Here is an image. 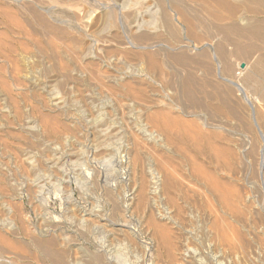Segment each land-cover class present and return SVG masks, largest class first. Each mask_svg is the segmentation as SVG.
I'll return each mask as SVG.
<instances>
[{
	"label": "rangeland",
	"instance_id": "374dc122",
	"mask_svg": "<svg viewBox=\"0 0 264 264\" xmlns=\"http://www.w3.org/2000/svg\"><path fill=\"white\" fill-rule=\"evenodd\" d=\"M52 1L0 0V264L5 262L14 264V258L17 256L22 257L25 264H49L36 262L33 257L39 253L35 252L33 243L52 237L57 240L53 249L55 248L54 250L60 255H64L65 260L77 259L78 264H96V258L99 256L98 249H102V247L105 250H101L105 256V258L102 257V260L104 259L103 262L107 260L109 264H264V254L262 253L264 252V197L255 162L243 159L237 170L238 184L250 187V189L247 188L249 203L244 208L240 207V210L243 211H240L242 212L240 215L230 214L226 209L225 211L221 210L223 208L209 198V201L203 199L205 195L201 194L199 187L192 186L185 177L181 180L180 175V184L184 193H181L177 198V204L180 207L179 217L174 216L176 208L174 209L173 205L168 203V197L165 199L162 196L163 198L154 200L149 197L146 206L140 204L137 196V191L142 184L140 182L145 181L151 171H156L159 160L160 165L162 164L164 168L167 166L165 165L167 162L166 164L169 166L165 169L169 173L177 170L182 175L187 174L186 170L191 163L190 159L195 160V155H192L193 152L190 153L188 149L183 152V155L182 152L176 154L175 149L165 141L157 143L151 140V142L138 132L143 124V120L139 116L142 104L155 103V107L158 108L161 104L170 103L171 100L174 102L171 91L163 89V85L161 87L162 81L160 83V81H152L153 79L150 80V78L146 79L147 76L143 73L142 78L141 74L137 78H133V74H131L132 80H135L134 82L142 88L141 91L139 87L135 89L140 93L143 91L142 98H140V93L135 90L134 96L136 99L138 96L140 101L136 102L140 104L138 106L132 107V99L129 97L127 98L129 100H125L116 96L123 92L122 85L124 83L122 84V80H119L120 73L127 68L137 70L136 65L139 66V63L131 56V52H143L136 47L146 43L147 47L149 45V47H153L149 49V52L158 50V48H160L158 51L163 49L161 53L178 52L164 49V46L159 45L170 44L166 33L162 32L160 7L157 6L159 4L155 0L154 2L153 0H133V2L126 0V4L129 6L127 8L131 10L133 8L132 11H137L140 15L137 24L139 23L141 27L145 25L143 27L145 29L139 27L146 31L141 33H147L146 35L150 36L153 42L155 39H161L160 42L155 41L153 45L151 40L143 44L134 41V37L138 35L137 32L133 33L135 29H132L130 33L127 32L130 34L129 36L126 34L127 38L119 34L118 38L110 39L116 31L114 25L116 22L112 23L114 16L112 19L105 14L106 11L100 9V0H64V3H57V0ZM189 1L184 0L183 4L182 1L180 6L184 8V5L187 4L185 6L189 7L185 8L189 12L187 14L197 16L193 17L194 20L192 16H189L193 20H190L191 25L195 23V20L197 21L193 24L194 26L192 25V28H195L193 29L194 33L205 36L214 33L213 36H210L212 38L215 36L213 42L221 43L222 39L225 40L222 45L225 44L224 47L228 49V53L229 50L232 51L231 43L237 42L239 36L237 43L240 46L246 47L250 44L253 46L255 42L254 46L258 48L252 52L253 54L256 52L254 55L251 53L249 57L243 59V56L238 58L231 54L228 60L234 66V70L240 73V76L243 73L236 64L246 63L249 60V69L253 70V74L249 78L244 77V84L248 90L257 93L263 101L262 107H259L258 110L263 116L261 117L264 118V44L251 38L247 40L246 37L239 34L228 35L226 40L224 35L216 32L217 24L220 26L226 22L223 26H227L232 21L225 16L223 17L226 19L222 17L225 21L209 17L205 5L204 8L199 1H197L198 3ZM230 1L236 7L239 6L240 13H245L247 10V7H244L245 10L243 6L240 7L241 0L240 2ZM263 1L259 2L258 6L262 9L260 8L258 13L250 14L247 11V15L243 13L244 16L246 15L245 18L247 16L250 18H246L248 19L247 23L253 19L264 22V13H261L264 12ZM197 4L201 5L202 10ZM80 6L82 11H79L81 10ZM138 6L140 11L139 9L135 10ZM211 8L209 7L210 10ZM147 12L151 14L152 20L151 18L149 20L151 16ZM75 14H78V17L81 15L78 18L79 21ZM243 14L241 17H244ZM104 16L105 20H103ZM109 18L110 20H107ZM206 20L207 24H205ZM214 20H219V23L223 24ZM246 22L244 23L247 24ZM235 23L240 28L245 25L238 19ZM198 24L204 25V29ZM206 25L207 28L209 26H212L213 29L216 27L215 31L213 30V32L210 28L208 30ZM184 28L185 26L178 25L177 40L180 39L178 41L184 44L189 43L190 48L185 49L186 54L189 53L188 55L191 57H197L195 55L199 52L193 49L195 39L194 37L187 38ZM149 32L154 35L151 36ZM155 34L162 38H156ZM232 36L233 38H231ZM208 39L210 40V38ZM128 40L131 42L133 40L134 48L127 44ZM80 41L81 44H79ZM250 41L252 42L250 43ZM213 42L209 41L211 47L215 45ZM173 44L175 48L178 45V43L170 45ZM174 46L172 47L174 48ZM208 50L211 52L210 49ZM257 50H260V55ZM122 51H129L130 57H127ZM110 53L112 56L115 55L112 57ZM257 55L261 57V60ZM108 58L110 59L108 60ZM111 59L121 64L112 65L110 68ZM128 60L131 63L134 60L135 63L131 64ZM210 65V68L213 69L212 63ZM234 70L233 74L236 73ZM163 72L164 75L167 74L168 78L173 73L182 78L185 69L177 65L170 66V69L166 66ZM211 72L210 78L211 80L214 78V81L209 80V74L203 78L201 72L196 73L197 78L195 77L196 83L201 82L202 79L206 80V84L208 83L206 86L209 87H206L204 91L205 96L202 95L205 97L202 107L207 110L189 109L185 112L186 115L179 113V116L183 117L184 121L187 120L186 122H190L192 119L191 122L195 125L198 123L197 126L200 125L199 127L204 131L208 130L204 125L214 126L217 128V130L214 129L215 132L222 133L226 138L228 137L227 139L231 138L232 142L240 146V150H243V147H247L250 135L244 131L242 125L236 126V121H242L241 119L245 121L248 118L246 103L237 96L232 86L227 84L223 86L224 84L215 79ZM114 74L120 77H115ZM113 76L115 79L119 78V82L117 81L116 84ZM243 76L240 78L242 79ZM112 79L115 80L114 83ZM118 83L121 84V86L119 84L120 87H118ZM218 85L222 86L220 87L222 91L226 89L224 91L229 93L228 96L232 93L229 96L230 100L226 96L227 104H231L230 106L235 108V112H233L235 116L232 118L237 120L228 119L225 114L217 116L206 108L207 101L216 103L220 100L221 96L218 95L217 90L221 91V89ZM217 87L218 89H216ZM210 91L214 93L210 94ZM145 94L147 95L145 96ZM221 94L224 95V93ZM231 98L235 100L234 103ZM174 104L178 105L177 102ZM239 106L244 112L239 109ZM179 111L175 110L174 112ZM105 130L107 134L99 136V133ZM153 130L158 131L157 129ZM135 132L137 133L134 135ZM136 142L138 143L136 144ZM133 145L137 146L141 163L134 164L130 160L131 154L128 153L132 150ZM163 155L166 162L162 160ZM170 155L172 156L170 157ZM250 168H252L251 171ZM189 185L192 189L188 188ZM196 197L199 199L197 200ZM192 199L197 201L196 205ZM198 201L202 202L201 206ZM165 212L169 213L168 216ZM165 216L170 220L164 219ZM149 220L156 222L153 225ZM213 221L216 223L215 226ZM155 224L162 227L167 226H164L163 229H168L166 232H169L170 234H168L173 237L172 245L175 246L173 248L178 249L181 254L179 259L175 261L170 259L166 255L165 248L157 245L152 234L153 227L156 228ZM218 224L221 228L218 227ZM151 225L153 226L151 227ZM213 226L217 228L214 229ZM54 229L58 236L53 232ZM236 235L238 239H242L243 243L247 242L245 247H239ZM158 250L159 252H157Z\"/></svg>",
	"mask_w": 264,
	"mask_h": 264
},
{
	"label": "bare ground",
	"instance_id": "6f19581e",
	"mask_svg": "<svg viewBox=\"0 0 264 264\" xmlns=\"http://www.w3.org/2000/svg\"><path fill=\"white\" fill-rule=\"evenodd\" d=\"M53 1H55V0H53ZM63 1L64 0H57L56 2L57 3H64L65 1L64 2ZM100 1H101V3H99L100 9L106 11L105 14L107 16H109V17H112V19H113V16H114V19L112 20L113 21L112 23H115L116 22L114 24L115 27H116L115 28L116 31H114V33L112 34V36H111L110 39L118 38L119 37V34H122L125 38H127V35L128 36L130 35L127 32L130 33L132 29H135V32H133V33H136L137 32L138 35L134 37V41H136L137 43H142V44L144 42H146V41H150V40L152 41V38L150 36L146 35L147 33L146 34L145 33H141V32H144L145 31V30H142V29H145V28H143L145 25L143 27H141V26H139V23L137 24V20H138V17L140 15H139V13L137 11H132L133 8H132V10L129 9V8H127L128 5L126 4V0H100ZM155 1L159 4L157 6L160 7V8L159 7L158 8L160 9V16H161V21L160 22H162V25L161 26L163 28L162 29V32L166 33V37L168 38V42H170V44L171 43H178V45L176 46V48H175L174 44L172 45V46H174V48L170 44H168V45H165V44L162 45L163 44L162 43V44H159V45L164 46V49L166 48L168 50H174V51L176 50V52L177 51L178 52L175 53L173 51L174 53H171L172 52L171 51L170 52L171 54L170 53H161V51L163 49L160 50V51H158L160 48H158V50L149 52V49H152L153 47H149L150 46L149 44H147V45H149L147 47L145 45L146 43L143 45L144 47L142 45H139L138 47H136V48H138V49H140V50L143 51V52H140V53L135 52V51H134V53L131 52L132 53L131 56H133L134 60H136L139 63V66L136 63L137 64L136 65L137 66V68H136L137 70H135L133 67H132L133 69L127 68L122 73H120L121 74V78L120 79L119 78L115 79V77H120L119 75L116 76L114 74L115 77L113 76V78L116 80L115 84L117 83L118 79L119 80H122V84L124 83V85H122L123 88L121 87L122 90H123V92H121L119 94L118 92H120V91H118V92L116 91L119 94V95L116 94V96H120V99L122 97L125 100L132 99L131 106L132 107L138 106L140 104L139 103H136V102H137V100H138L139 97L142 98L143 91L140 93V91H141L142 88H140L139 87L140 85L138 86V84L136 82H134L135 80L134 81L132 80L131 74H133V78L134 77L137 78L141 74V78H142V73H143L145 76H147L146 79L150 78V80L153 79L152 81H154V80L160 81V83L162 81L163 84L161 83V87L163 85V89H165L167 91H171L172 99L174 100V102H177L178 105H175L172 100L170 101V103L161 104L158 108L155 107V103H152V102H151L152 104L150 103L151 105H146V104L144 105V104H142L141 105L142 108H140V110L139 109L138 110L140 112V115L139 116L143 120V122H142L143 124L141 125L142 127L139 128L140 131L137 128L138 129V132H140L141 135L144 136L149 141L152 140L153 142H157V143L159 141H165L170 146H172L173 149H175L174 152H176V154L178 152L179 153L182 152L181 154L183 155V152H185L188 149V151L190 153L193 152L192 155H195V157L193 156L195 158V160L194 159L192 160V159L188 158V159L191 160V163L187 160L190 164L188 165V168L186 170L187 171V174L186 175H182V173L178 172L177 170L176 171L174 170L172 173H169L165 169L169 165L166 164L167 163L166 162L167 160H164L163 159V157H164V155H163L162 156V160H164V162H166L165 165H167V166L165 168L162 167V164L160 165V160H159V164H158L157 168L155 167L156 168V171L155 170L154 171H151L150 174H149V176L147 175V178L149 177L148 180H146L147 178H145V181L143 180V182H140L142 184L140 185V188L137 191L138 192V195L137 196L139 198L140 204L142 206H146L148 204V202H149V197H151L153 200L155 198L156 199H158L160 197L163 198L162 196H164L165 199H166V197H168V199H169V202L168 203H171L173 205L174 209L176 208V210L174 211V216H178L179 217V215H180V207L177 204L178 203L177 202V198L181 195V193H184L183 192V187L180 184L181 183L180 181L182 180V178L185 177V178H187V180L189 181V183L192 186H194V187L195 186H198L199 187L198 189H200L202 193L201 192H197V193H201L203 196L205 195V198H203V199L206 200V199L209 198L210 200H213L215 203L219 204L223 208L221 210H224L225 211V209H226V210H228V212L230 214H236V215L239 214L240 215L243 212L242 210H240V207H243L244 208L245 206H247L246 204L249 203V199H247V188L249 186L248 187H244L245 185L242 186V185L238 184V181H237V178H236V175L238 173L237 170L240 167V164H241V162H242L243 159L248 160L249 162H252V163L253 162L257 163V165H256L257 166V172H258V175H259L260 185H261V189H262V194H263V197H264V118H262L263 116L260 115L261 112H259V110H258L259 107H262L261 104L263 103V101L259 98V95H257V93L255 94L254 92H251L250 90H248L245 87L244 77L249 78L253 74V70H250L249 69V65H248L249 60L246 59L248 61L246 63H242V64H239L238 63V64H236L239 67V70L243 73L242 75H244L243 78L241 79L240 77L242 75L240 76V73H237L236 70H234V66L232 65V63L230 62V60H228V57H229V55L234 54L235 56H238V58H239V56L240 57L243 56L244 57L243 59H245L246 57H249L250 56V54L254 51L255 48H258V47H255L254 46L255 45V42L254 41H253L254 42L253 43L254 44L253 46L251 44L249 46H246V47H244V45L243 46H240V44L237 43L238 42V39L240 38V36H239V38L237 39V42L236 41H233V43H231L232 51L230 52V50H229V53H228V51H227L228 49H226L224 47L225 44L222 45V42H224L225 40L222 39V42L221 43H217V42L214 43L213 42L215 36H214V38H212L210 36L211 35L213 36L214 33L213 34L211 33L210 36L209 35H206L205 36L203 34L198 35L197 33H194L195 30L193 31V29H195V28L194 27L192 28V25L195 24L197 21L195 20V23L192 22L193 24L191 25V22H190L191 18H189L190 15L187 14L189 12L187 10H185V8H186L185 6L187 4L184 5V8H182V6H180L181 5L180 3L183 1L182 2V4H183L184 3V0H155ZM190 1L191 2L192 1H196V3H198L197 1H199V3L201 2L203 4V7L205 5V7L207 8L206 12H208V14L207 13L206 14L209 17L212 16L214 19L216 18V19H219V20H222L223 18L224 19L228 18L229 20L232 21L231 23L227 21V23H230V24H228L227 26H223L224 24H226V22L223 24L222 22L219 23V20L218 21L214 20L215 22H217L219 24H221V23L223 24V25H220L222 27H220L217 24V28L216 27L215 28H216V32H218V33L224 35V37H226V40H227V36L228 35L231 36V34L232 35H238L239 34V35H242V36L246 37L247 40L249 38H251V39H253L255 41L260 42L261 44H264V24H263L264 22L262 23L261 21H258L257 19H253V20H251L253 22L249 21V23H247L246 21L248 19H246V18L248 16L245 18V16L248 13H250V14L251 13L252 14H256L260 10V8L262 9V7L259 8V6H258L259 5V2H261V0H241V4H240L241 6L240 7L243 6V9H244V7H247V10H245L246 9L245 8L244 9L245 10V13L244 12L243 13L246 14V11L248 12L245 16L241 12L244 17H241L242 14L239 12L240 8L238 10V7L239 6L237 5L238 7H236L235 4H234L235 5L234 6L230 0H190ZM237 1L240 2V0H237ZM131 2H133V0H131ZM153 2H154V0H153ZM157 3H155V4H157ZM193 3H195V2H193ZM263 3H264V1H263ZM132 4H134V3H132ZM197 5H199V4H197ZM131 6H133V5H131ZM199 6L201 8V5H199ZM138 7H136L137 9H135V8L134 9L135 10H138L139 9V11H140V7L139 8ZM209 7L210 8L212 7L211 10L209 9ZM78 8L79 7H77V9ZM80 8H81V6H80ZM187 8H189V7H187ZM141 9H143V8H141ZM190 9H192V8H190ZM201 10H202V8H201ZM79 11H82V8ZM241 11H242V9H241ZM147 13L150 14L149 12H147ZM218 13L221 14V15L223 14V15L221 16ZM261 13H264V12H261ZM75 15L77 16L78 14H75ZM80 16L79 17L77 16V18L75 17L77 19V21H79L78 18H80ZM142 16H143V14H142ZM150 16H151V14H150ZM194 16H196V15L194 14ZM194 16H192V19H193ZM204 16H206V15L204 14ZM208 16H206V17H208ZM223 16H225L226 18L223 17ZM150 18L152 20V16L149 17V20H150ZM158 18H159V16H158ZM199 18H200V16H199ZM105 19L106 18L104 16L103 17V20H105ZM201 19H202V17H201ZM224 19L222 21H225ZM237 19H238V21L240 20V23L245 24L244 22H246L247 24H245V25L242 24L243 26H242V28H240V26L236 25V23H235L237 21ZM107 20H110V18L107 19ZM193 20H191V21H193ZM143 22H144V19H143ZM152 22H154V21H152ZM209 22H210V20H209ZM145 23H147V22H145ZM109 24L111 25V23H109ZM149 24H151V23H149ZM180 24L183 25V26H185L184 29H185L186 33L185 32L184 33H185V36H187V38L190 37L189 39H191L192 37H194V39H195V41H194L195 42V45H193V49L198 50L199 53L196 52L198 54L195 55L197 57H191L190 55H188L189 54L188 53L189 50L187 51L188 54H186L185 49L190 48V44L189 43H188L189 44L188 45V44H184L182 42H179L178 40H180V39L177 40V35H178L177 34V29H178V25H180ZM205 24H207V20H206ZM141 25H142V23H141ZM146 25L149 26L148 23ZM153 25H155V24L153 23ZM204 25L203 26L202 25H199V26H202V29H204L203 28ZM214 25H216V23ZM158 26H160V25H158ZM110 27H112V25ZM139 27H141L142 29L141 28L139 29ZM150 27H151V25H150ZM205 27L207 28V25ZM211 27L209 26V28L213 31L215 28L213 29ZM83 28L84 27L82 26V29ZM209 28H207V29L210 30ZM199 29H200V27H199ZM117 30H120V31H117ZM101 31H103V30H101ZM212 31H209V32H212ZM159 33H161V31ZM218 33H217V35H218ZM204 34H206V33H204ZM152 35H154V34L152 33L151 36ZM156 35H158V34H155V36ZM161 35H164V34L161 33ZM106 37L108 38V36H106ZM159 37L162 38V36H158V37L156 36V38H158V39H159ZM235 37H237V36H235ZM187 38H185V39H187ZM208 38H210V40ZM216 38H217V36H216ZM231 38H233V36ZM110 39L108 38V40H110ZM153 39H155L154 36H153ZM211 39H213V40H211ZM229 39H230V37H229ZM159 40H161V39H159ZM159 40H156L155 39L154 42L152 41L153 45H154L155 41L158 42ZM163 40L165 41V39H163ZM205 40H207V42H204ZM209 41H212L215 45L213 47H211V44L209 43ZM132 42H133V40H132ZM132 42H131V40L130 41L128 40L127 44H129L132 48H134V46H133V43L134 42L133 43ZM251 42L252 41H250V43ZM79 44H81V41L79 42ZM166 44H167V41H166ZM229 44H230V42H229ZM134 45L137 46L138 44H134ZM259 47H260V45H259ZM262 48H263V46H262ZM262 48H261V50L264 49V48L263 49ZM104 49H106V48H104ZM154 49H156V48H154ZM208 49H210L211 52ZM129 51H131V49ZM129 51H125V52L122 51V52H123V54L127 55V57H130L129 56V54H130ZM165 51H167V50H165ZM257 52L259 53L260 50H257ZM261 53H262V51H261ZM123 54H122V56H123ZM254 54L252 53L251 55H254ZM114 55L115 54H113V56ZM259 55H260V53H259ZM111 56H112V54H111ZM230 57H232V56H230ZM258 57L261 60V57L260 56H258ZM124 58H125V56H124ZM109 59L110 58H108V60ZM114 59L113 60L111 59V61H110V63H111V67L110 68H112V65L113 66H116L117 64L118 65L121 64V63H118ZM117 59H118V56H117ZM248 59H250V58H248ZM122 60H123V58H122ZM134 60H132V63L133 64L135 63V62H133ZM126 62H127V60H126ZM128 62H130V61L128 60ZM211 63H212L213 69H212V67L210 68V66H211L210 64ZM256 63L258 64V62H256ZM107 65H108V63H107ZM123 65H125V63H123ZM175 65H177L179 67H183L185 69V74L182 76V78L181 77L179 78V76H177L174 73L172 74V76H170L168 78V76H166L167 74L169 75V73L167 71H166L167 72L166 75L163 74L164 73L163 70H164V68L166 66L170 69V66L174 67ZM233 70L237 74L236 73L233 74L232 73ZM131 71H134L135 74H134V72L132 73ZM168 71L170 72V70H168ZM211 71L213 72V76L215 77V79H217L218 81H220L221 83H223L224 84L223 86H226V84L232 86L233 89H235V91L237 93V96L241 97L242 100H244L245 103H246V106L248 108V114H247L248 115V118L245 121H243V119H241L242 121H239L238 122L237 119L232 118L233 116H235V114L233 113V112H235L234 111L235 108L233 109L232 108L233 106L231 107L230 106L231 105L230 103H229L230 105L227 104V101H228L227 100V97L229 98V96L232 93L228 96L229 93H227V91H224L226 89H224L222 91V88H220L222 86H219L218 85L219 88L221 89V91H218L217 90L218 95L221 96L220 100L218 99L219 101L217 100L218 102H216V103L207 101L208 103L206 105V108H208V111L210 110L213 114H217V116H218V114H220V115L221 114L222 115L225 114V117L226 118H228V119H231L232 118L234 120H237L236 121L237 124L235 123L236 126L239 127V126L242 125L243 128H244V131H247L249 133L250 137L248 136L249 138H248L247 147L246 148L243 147V150H240L241 147L235 145L234 142H232L231 138L230 139H227L228 137L226 138V136L222 135V133L215 132L214 129L217 130V128H215L214 126H212V125H204L205 127L208 128V130L204 131V130L201 129V127H199L200 125L197 126L198 123L196 125H195V123H192L191 122L192 119H190V122H186L187 120L184 121L183 120V117L181 118V116H179L180 114L181 115H184L185 112H187L189 109H192L193 110L194 108H196V109H198V110L200 109L202 111L203 110L204 111L207 110V109H203V107H202L204 105V104H202L203 98H205V97H202V95H204L205 88L206 87H209V86H206L208 83L206 84V82H205L206 80L205 79H202L201 82H197L196 83V80H197L196 79L197 78L196 77L197 76L196 73L201 72V74L203 75V78H204V76H206L207 74H209L208 77L210 78V75H211L210 72ZM117 74H119V73H117ZM128 79H130L131 81L128 80ZM206 79H207V77H206ZM213 79L211 80V78H210L209 80L214 81ZM115 80L112 79V82L114 83ZM119 84L120 83H118V87L121 86V84H120V86H119ZM213 85H215V84H213ZM215 86H214V88H215ZM137 87L140 88V91L139 92L137 91V89H138ZM135 88H137V89H135ZM228 88H230V87L228 86ZM120 89H118V90H120ZM216 89H218V87ZM135 90L137 91V93H140L141 94V95L139 94V97L137 96V99L134 96V94L136 92ZM229 91H230V89H229ZM232 91H234V90H232ZM211 93H214V92H211L210 91V94ZM221 93H224V95H222ZM233 94H235V93H233ZM146 95L147 94H145V96ZM169 95H170V93H169ZM143 96H144V94H143ZM128 97H129V99H127ZM212 98H213V96H212ZM217 98H219V97H217ZM146 99H147V97H146ZM210 100H211V97H210ZM229 100H230V98H229ZM231 100H232V98H231ZM233 101H235V100H232V102ZM141 102H143V101H141ZM205 102H206V100H205ZM144 103H147V102H144ZM156 103H157V101H156ZM147 104H149V103H147ZM239 109L242 110L241 107ZM175 110H180V111L179 112H174ZM246 111H247V109H246ZM236 117H238V116H236ZM244 117H246V116H244ZM153 129H157L158 131H155ZM105 131H101L99 133V136H104L105 133L107 134V131L106 132ZM136 133L137 132H135L133 134L135 135ZM110 134H111V132H110ZM133 140H135V139H133ZM137 143L138 142H136V144ZM157 143H156V145H157ZM159 143H161V142H159ZM163 146H164V144H163ZM105 150H107V149H105ZM128 154L129 155L131 154L130 155L131 157L130 156H128V157L131 158L130 160H132V163H134V164H136L137 162L138 163L139 162L141 163V160L139 158L138 149H137V146L136 145H133L132 150ZM181 154H180V156H181ZM185 155H186V153L184 154V156ZM171 156L172 155H170V157ZM187 156H189V155L187 154ZM155 157H157V156H155ZM165 158L167 159L168 157H165ZM170 161H172V160H170ZM161 162H163V161H161ZM180 163H181V161H180ZM133 166H135V165H133ZM251 169L252 168H250V171H251ZM179 175H180L181 180L179 178ZM191 185H189L188 188H191ZM191 189H188V190L190 191ZM249 189H250V187H249ZM195 190L198 191L197 188ZM184 191H186V190L184 189ZM194 193L196 194V192H194ZM248 194H249V192H248ZM148 195H150V196H148ZM20 197H22V196H20ZM194 199H192V200L195 202V205H196L197 201H195ZM198 199L199 198H197V200ZM209 199H208V201H209ZM203 202H205V201H203ZM198 203L201 206V203L202 202L201 201H198ZM199 205H197V206H199ZM195 208H196V206H195ZM198 208H200V207H198ZM163 210L165 211V208H163ZM240 211H242V212H240ZM175 213H176V215H175ZM165 214L167 215L169 213L168 212H165ZM160 217H162V216H160ZM165 217H163V218L166 219V220H168L169 217H170V215H169V217H166V218ZM19 218H17V219H19ZM222 218H224V217H222ZM229 218H231V217H229ZM223 220H225V219H223ZM149 222L151 224L152 221L149 220ZM155 222L153 221L152 224L155 223ZM164 224H162V225H164ZM215 224L216 223L214 222V226H215ZM219 224H218V227H219ZM121 225H123V224H121ZM153 225H151V227ZM155 225H156V228H155V226L153 227L154 230H153V233L152 234H153V238L156 239L157 245L158 246L161 245L162 247L165 248L166 255H168L170 259H172L174 261L176 259H179L181 257V254L178 252L179 251L178 249H174L175 246L172 245L174 239H173L172 236L169 235L170 234L169 232H166L168 229H166V230H165V228L163 229V227L165 225L163 227L161 225H158V226H157V224H155ZM230 225H232V224H230ZM214 226H213V228H214ZM144 227H145V225H144ZM165 227H167V226H165ZM216 228H214V229H216ZM219 228H221V227H219ZM53 232L56 233V235L58 236V233H57V231L55 229L53 230ZM227 232H228V230H227ZM218 234H221V233H218ZM222 235H223V233H222ZM220 237H223V236H220ZM230 237H231V235H230ZM236 239H238L237 238V235H236ZM4 240H5V237H4ZM56 241H57L56 238H53L52 237V238L44 239L43 241H39V242H34L33 243V246L35 247V252L37 251L36 253H39L37 256H34L33 257L36 260V262H38V263H45V262H47L49 264H78L76 262L77 259L74 260L72 258L70 260L69 259L65 260L64 255L63 256H62V254L60 255L59 252H57V251L54 250L55 248L53 249V246L56 245ZM237 242L239 244V247H241V248L242 247H245L247 245L246 244L247 242L246 243H243L242 239H238ZM158 246H156V247L158 248ZM101 250L102 251L104 250L103 247H102V249H98L99 256L96 258V264L97 263L98 264H109L107 260L105 262H103L104 259L102 260V257L105 258V256L103 255V253H101L102 252ZM157 252H159V250ZM222 252H223V250H222ZM262 253L264 254V252H262ZM66 255H67V253H66ZM158 255L159 254L157 253V256ZM169 258H167V259H169ZM14 260H15V263L13 262V259H12V262L14 264H25L23 262L24 259L22 257H18L17 256V258L15 257ZM10 262H11V260H10ZM110 262H112V261H110ZM4 264H6V262ZM9 264H11V263H9Z\"/></svg>",
	"mask_w": 264,
	"mask_h": 264
}]
</instances>
